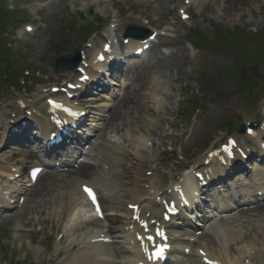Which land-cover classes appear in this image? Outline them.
<instances>
[{
    "label": "rangeland",
    "instance_id": "rangeland-1",
    "mask_svg": "<svg viewBox=\"0 0 264 264\" xmlns=\"http://www.w3.org/2000/svg\"><path fill=\"white\" fill-rule=\"evenodd\" d=\"M37 1V0H34ZM174 1L170 0L169 5L165 4L164 0H161L155 4H149L147 1L143 2H128L125 4H120L118 0H41V5H34L33 0L20 1L19 10L21 11V16L27 18V12L29 14V21L37 26V31L33 36H26L25 39L16 44L18 47L17 51L20 52L23 57V63L30 68H38L42 74L49 76L54 79L61 80V74H56L53 71L52 60L55 57L57 51L62 49V53H68L73 48L81 44V38H79L80 33L76 28L74 31H68L67 27L72 25L77 17H85L87 22L97 21L101 24H106L108 17L114 14L117 10L121 12L119 37H123L126 26H136L140 27L144 24V19H147L152 27H159L164 24H169L166 14L170 15L172 18H177L178 5L182 4L183 1L179 0V3L174 4ZM213 0H192V5L190 13L192 19L185 23L177 21L174 33L177 38L174 39L177 45L172 44L173 49L161 51V48L157 47L154 51L150 52L149 56L139 62H134L132 67L129 68L131 71L125 76L119 74L122 78V91L119 97L112 99L108 96L109 100H100L97 98L96 108L88 109L87 113L95 110L92 119L87 118V126L90 128L99 129V133H103L102 137L103 144L106 146L109 142L114 144L117 142L123 150L124 156L123 162L130 168L135 164L136 160L129 158L128 156H134L130 152L139 151V157H144L150 160H159L163 165H160L159 175L164 180V186L159 184L161 188L167 187L169 185L170 179H175V174L181 170L182 165L178 164L175 153L167 154V161H165L164 155L159 152L155 146V142L158 138H169L172 135L171 131L168 130L166 124L163 125V132L159 136V130L153 135H148L144 133L143 129L147 130L150 125L156 123V119L150 117V114H157V107L161 103V99L167 100V102H162L166 107L168 116H166L168 121L175 118L176 114L178 117L175 123L186 124L188 134L191 135L188 140L186 137H180L182 131L186 128L179 129L176 133V138L180 141L179 145L185 150L187 157H192V160L196 161L201 158V153L205 151L204 146L207 144H213L215 137L222 136L220 127H226L229 122H234L245 116L251 119L257 118L264 112V61L260 64L258 61L253 62L250 73L256 78L254 87H249L247 91H242L238 89V83L232 78L223 77L225 73L234 74L236 70V63L233 58L226 56L224 54H216L214 52L207 51H196L193 49H188L186 44L190 37V31H196L198 33L206 34L207 42H211V29L212 23L221 25L226 30H235L236 28H243L244 30L257 35L259 32L264 30V0H257L251 3L247 8L248 10L233 11L230 9H224L222 4L215 5ZM14 0L8 1V5L13 8L16 6ZM45 5V10L40 16V21H37L39 10ZM130 8V10H129ZM93 13V15H92ZM155 15H161L162 18L158 20L159 17L154 18ZM36 20V22H34ZM25 21V20H24ZM157 25V26H156ZM106 26V25H105ZM209 32V33H208ZM20 33H22V28ZM101 33L105 34L101 38ZM93 38H101V40L107 38L106 28L104 27L99 34L93 36ZM14 40V37L11 38ZM102 42V41H101ZM166 42V41H164ZM261 47L264 56V43L262 40L254 38L248 46H245V50H249L250 57L258 56V49ZM165 53V56H164ZM160 56H164L161 57ZM240 56V54L238 55ZM134 68V69H133ZM248 73H243V77H247ZM137 78L141 80L140 84H136ZM42 78L40 83H43ZM207 83H211V88L208 91L218 92L221 94L220 101L218 103L212 104L214 97L211 94H207L205 91L202 92V84L207 86ZM33 88V87H32ZM31 90L33 91V89ZM132 88H138L140 94V109L137 112L134 110L135 117H138V125L134 127L135 119L131 122L127 121L128 129L122 132H115L113 130L104 129L103 118L107 117L112 108H117L119 98L125 94L128 90ZM207 88V87H206ZM238 89V90H237ZM118 88H116V94L118 93ZM34 94L29 96L35 102H41L42 95L40 93V88L34 90ZM205 93V94H204ZM15 96L16 92L13 90L5 89L2 99L0 100V119L4 120L2 123V128L6 127L7 119L5 116V106L15 107ZM23 101L25 100V97ZM194 99L197 104L190 105V101ZM40 104V103H39ZM202 108L196 113H189L193 107ZM144 110V111H143ZM152 110V111H151ZM184 111V112H182ZM140 112V114L138 113ZM185 113L180 121L179 115ZM124 115H121L118 120H123ZM0 120V122H2ZM131 127V128H130ZM132 129V130H131ZM144 129V130H145ZM5 131H0V142L3 136L6 134ZM92 132L91 129H88ZM148 136L147 142L152 144V147H147L146 143L141 144L142 136ZM140 136V137H139ZM157 136V137H156ZM178 145V144H176ZM14 144H9L4 147V143L0 144V161L6 163L7 159L15 160L10 162L11 166L22 167L18 161L22 158L19 157V152L21 148ZM110 147V146H109ZM143 155V156H141ZM9 160V161H10ZM34 160V158H33ZM85 160L87 162L96 163L97 171L96 174L89 176L90 178H100V164L96 161L95 155L91 152ZM149 160V159H148ZM7 164V163H6ZM8 165V164H7ZM141 165L138 166L140 169ZM149 169H151L149 167ZM168 170V171H166ZM145 171V168L144 170ZM166 171L167 175L162 177L163 172ZM115 172V174L119 173ZM162 172V173H161ZM238 177V176H237ZM235 177L234 182L237 183L241 180V177ZM60 175L47 173L43 175L38 183L39 191H42L44 197L37 198L33 202L26 201L20 207H12L9 213H4L7 215H2L3 219L0 220V246L4 250L3 259L0 264H76L75 261L80 258L76 255L80 249L72 252L64 258H56V251H60L63 248H67L68 243L63 246L55 241L59 229L55 230L51 227V224L41 225L40 221H46L51 219L54 224L57 223V216L59 215V209L52 206L61 192H67L73 189V185H70L72 180H68V189L60 188V184L53 183L56 192L49 190L52 187V182L54 179H59ZM260 178V177H257ZM111 179V178H110ZM132 185H127V187H121L114 183H102L98 181V185L102 188L101 192L103 196H106L110 200V207H114L115 212H119L125 208L124 193L127 191H137L134 177L130 179ZM0 185L5 188L6 184L0 179ZM46 188L48 189L46 192ZM104 190V191H103ZM46 193V195H45ZM18 196V195H17ZM148 205V203H146ZM118 205H122L118 208ZM45 213L42 214V211ZM203 215H209L207 211ZM84 217L75 221L74 224H83ZM67 221V216L63 218L57 226L66 229L69 224H64ZM211 221L214 224L219 222ZM29 223V224H28ZM73 224V225H74ZM46 226L42 232H37V226ZM218 229V225H216ZM31 230L32 232H27ZM208 230V229H207ZM85 236V233H82ZM219 237L223 238V229L219 233ZM66 236H68L66 234ZM72 236V234H69ZM78 236V235H77ZM83 236V237H84ZM52 238L54 242L52 243ZM78 238V237H75ZM81 243V242H80ZM200 244L205 243L203 236L199 241ZM223 247L226 248V240L222 242ZM206 244V243H205ZM209 245L216 253L220 251V247L214 244ZM46 249H49L47 251ZM246 249V245H242L237 250L243 251ZM119 247L114 246V251H118ZM236 250V252H237ZM78 251V252H77ZM125 260V258H124ZM56 261L55 263H53ZM190 261L194 263L195 258L190 257Z\"/></svg>",
    "mask_w": 264,
    "mask_h": 264
},
{
    "label": "bare ground",
    "instance_id": "bare-ground-1",
    "mask_svg": "<svg viewBox=\"0 0 264 264\" xmlns=\"http://www.w3.org/2000/svg\"><path fill=\"white\" fill-rule=\"evenodd\" d=\"M256 1L257 0H213L212 2L215 5L222 4L224 9H230L233 11H235V10L236 11H242V10L245 11V10L249 9L247 7L251 3H254ZM98 44H99V39L94 41L95 46H97ZM130 46L132 47L131 44H130ZM136 60H140V59H136ZM97 82H99V80ZM140 83H141V80H139L137 78L136 84H140ZM140 107H141L140 106V94L138 92V88H136V89L132 88V90H128L119 99L118 104H117V108H115L110 113V121L108 124L112 125L115 122L113 127H115L117 129V127H118L117 123L120 122L121 126H124L125 128H129L127 121L131 122L134 119L135 120L138 119V117H135L134 115L137 112L138 108L140 109ZM7 110H11L10 107H8ZM45 110H47V106H42L40 115L43 116V118L35 120V122L38 125H40L43 129H46L48 127V123L46 122V119H45V116L47 115L46 113H44ZM134 110L136 112H133ZM12 113H13V111H12ZM138 113L140 114V112H138ZM121 115H124L123 120L117 121V119L120 118ZM16 117H19V115H17ZM150 117H155L158 119V121H156L155 124L150 125L147 130L145 129L147 126H145V128H144L145 130L143 129V131L146 134L148 133L150 135H153L154 133L156 134L158 130L161 131V127H162V124L164 123V120H162L160 115H157V114H155L154 116L152 114H150ZM131 118H132V120H131ZM137 125H138V120H136L134 122V127H136ZM258 136L259 135L256 134V138H258ZM142 139L144 140V142L146 141V138H142ZM3 141H4V139H2L1 143ZM24 141H27V140L25 139ZM6 142H8V141H6ZM20 142L23 144V140H21ZM32 151H34V150H32ZM80 154H81V152H80ZM19 155H20L19 157H21L22 160H25V161L33 159L32 153L22 152V153H19ZM106 155H110V154H106ZM114 156L115 155L113 154V156H111V157L106 156L105 158H103V160H104V163L102 162L103 165L106 163H111L113 161ZM47 162H49V161H47ZM73 162H75V161L73 160ZM69 164H71V163H69ZM93 168L94 167L89 163H81L77 168V173H74L76 176V179H81L82 177H86V175H88L93 170ZM120 169H121V175H123L124 172L128 170L127 166H125V165L120 167ZM7 172H8V168L3 167V165L0 164V174L7 177L8 176ZM137 174H139V173H137V172L134 173L133 171L130 170L128 172V175L125 176V179L127 180L132 175H136V177H139V176H137ZM9 175H12V174L9 173ZM121 175H119V176H121ZM120 179L121 178L119 177L116 179V181H119ZM58 180L60 181L61 179H58ZM78 182H82V181L80 180V181H77V183ZM187 182H188V184H192L195 182L192 175L188 176ZM23 193L26 194V196L28 198L27 200L29 202H33L37 198L42 199V197H44L42 194V191L41 190L39 191V189L37 187H34L33 189H31L29 191L26 190ZM126 193H128V192H126ZM78 194L80 195L81 199H83L80 192ZM130 196H133V195H129L128 197H130ZM101 199H102V203L108 202L105 198H101ZM56 203H57V201H55L52 206H54ZM71 203H72V199L70 196H67L64 193H60L59 202H58L57 207H59L61 209V215L62 216H64L65 214L68 213V211L71 207ZM136 204L137 203L130 204V205L134 206ZM138 205H139V203H138ZM152 205H154V207L157 208L156 205L154 204V202H152ZM104 206H105V204H104ZM256 213L258 214L257 216L262 219L257 224H253L252 222H250V220H247V221L241 222L240 225L238 226L240 228V232H241L240 233V235L242 237L241 239H238L239 234H237V232L234 228L228 227L229 229L227 230L226 235L228 237H231L232 242L229 243L227 249L229 252L232 253V252H234L235 247L240 246L244 243H248V244L252 243L251 244L252 248L250 247L249 251H253L254 254H253V256H251L252 254H249V257L254 259V260H258V259L264 260V239H263L264 238V206L260 207L258 210H256ZM243 215H246V214H243ZM132 216H133L132 212L127 211L125 213V216L122 218V220H117L114 218L111 219V221H112V222L110 221L111 226L107 228V233H111L113 236V234L119 230V227L114 226V224H117V223L123 224L125 221L126 226L128 227L129 226L128 224H129ZM237 220H238V217L225 219L223 226H230L231 224L237 222ZM95 222H97V221H95ZM50 223H53V221H51ZM209 230H210V232L205 235V239L212 244L219 243L220 239L217 236L215 224L210 225ZM122 233L125 235V237L122 238L123 244H124V247H122L123 251L125 253L129 254V256H132L134 259H139V251H138L137 244L134 243V246L130 245L129 237H127L128 234L124 231L123 228H122ZM101 234H103V233H101ZM253 238H255V239H253ZM255 248H257V249H255ZM70 251H71V249L62 251V254H67ZM243 254L247 255V253H243V252L239 251L237 253V258L239 260H241V257H242L241 255H243ZM80 260L82 261V264H89L90 263L88 257L81 258Z\"/></svg>",
    "mask_w": 264,
    "mask_h": 264
},
{
    "label": "snow or ice",
    "instance_id": "snow-or-ice-1",
    "mask_svg": "<svg viewBox=\"0 0 264 264\" xmlns=\"http://www.w3.org/2000/svg\"><path fill=\"white\" fill-rule=\"evenodd\" d=\"M84 191L89 196V198L92 200V202L95 204L96 203V200H95V195H94L93 191L90 188H88L87 186H85ZM97 211H99L98 208H97ZM137 219H138V217H137ZM142 226L145 229L147 228V224L146 223H142ZM149 239H151V237H149ZM157 255H159V253H157Z\"/></svg>",
    "mask_w": 264,
    "mask_h": 264
}]
</instances>
